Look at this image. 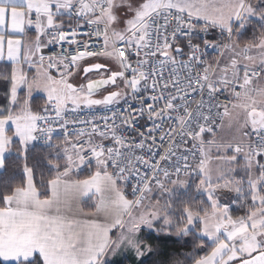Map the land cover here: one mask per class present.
I'll use <instances>...</instances> for the list:
<instances>
[{"label": "snow or ice", "instance_id": "6c2138e0", "mask_svg": "<svg viewBox=\"0 0 264 264\" xmlns=\"http://www.w3.org/2000/svg\"><path fill=\"white\" fill-rule=\"evenodd\" d=\"M63 17L95 26L84 35L102 40V47L87 50L90 45L85 42L82 46L86 51L77 54H40L48 45L63 48L64 43H78L76 28L69 25L71 30L63 31ZM121 20L124 27L118 28ZM249 26H254V34L258 26L261 34L241 47L238 40ZM26 27L36 33L28 46L15 38ZM209 29H218L227 40L203 41L205 48L217 50L221 57L228 54L223 64L219 59L215 64L203 61L200 44L192 43L194 36ZM44 36H49L46 43H42ZM181 37H188L186 60L177 59L184 55ZM86 57H103L115 64L116 70L94 63L83 68L85 76L91 72L107 75L76 86L70 79ZM0 61L11 62L9 107L0 110V168L5 166V153L13 137L18 138L21 155L40 137L48 147L60 148L51 143L56 131L53 125L60 122L65 142L62 154L57 152L55 157L64 160L63 170L59 163L49 161L55 176L42 185L48 191L37 188L33 169L25 163L24 182L0 192V264H109V253L116 255L121 249L131 250L140 258L152 248L142 245L137 234L142 226L151 230L154 222L161 220L159 231L174 227L177 236H187L198 229L199 247H204L205 239L210 242L211 251L194 258L193 264H264V84L260 83L264 79V0H0ZM25 64L35 71L31 79L24 71ZM180 70H186L183 77ZM107 86L117 90L108 91L102 99L93 98L97 90ZM21 87L27 89L29 98L33 91L46 94L43 115L32 111L29 99L20 104ZM129 90L140 101V107L132 111L144 116L146 110L147 119L153 122L169 120L167 132L162 123H154L147 136L138 132L136 143L119 131L116 113L102 118L103 129L92 121L65 119L69 111L75 112L81 105L91 108L118 103ZM148 91L156 95H138ZM193 94L200 96L194 110L188 103ZM220 96H225L226 102H221ZM146 99L153 103H145ZM50 109L54 119L48 115ZM225 119L228 127L234 128L232 139L225 143L206 141L205 135L215 137L216 128L223 127ZM136 120L129 112L121 117V126L135 130ZM10 122L14 125L12 135H8ZM76 122L92 124V128L77 130L72 142L67 125ZM158 129L159 145L153 135ZM105 140L111 144L105 145ZM189 142L191 147L186 151L193 160L199 157L198 163L190 164L189 155L182 154L169 167L161 165L162 161H172L177 155L175 149ZM213 148L217 152L214 157L210 155ZM137 149L146 155H137ZM241 157L245 176L237 179L234 174ZM212 159L224 166L215 175L209 167ZM93 163L96 170L88 178H71ZM137 165H142L143 171ZM182 171L186 177L199 179L196 191L207 195L209 207L193 210L185 205L180 223L174 224V189L188 187V181L180 179ZM174 175L176 179H172ZM129 177L136 178L130 185L131 200L123 190L129 186ZM154 192L166 197L163 204ZM218 192L235 196L230 203H222ZM84 198L95 199L103 222L80 219L73 213L74 204ZM145 201L149 203L145 205ZM232 205L246 211L233 216ZM134 208L145 210L133 215ZM76 211L83 212L79 208ZM113 229L120 230L116 239L110 236Z\"/></svg>", "mask_w": 264, "mask_h": 264}, {"label": "trees", "instance_id": "16d2710c", "mask_svg": "<svg viewBox=\"0 0 264 264\" xmlns=\"http://www.w3.org/2000/svg\"><path fill=\"white\" fill-rule=\"evenodd\" d=\"M253 27L249 26L244 36L239 38L238 42L240 46L243 47L246 43L259 37L261 30L258 26H255L254 34ZM19 100L20 102L25 100L23 91L19 94ZM45 104V100L41 97H35L30 101V107L33 112L39 113ZM8 135H12V130L8 131ZM55 142V145H60L61 147L50 148L33 145L27 148L23 155H21V146L18 141L14 140L10 146L11 154L6 157L3 172L0 173V192H7L12 187L19 186L24 182L23 168L25 163L33 169V178L37 188L41 192L48 191L42 185H46L47 181L53 178L49 161H53L54 156L62 148V141L60 139H56ZM94 171L95 169L92 166L85 167L82 171L78 172L79 174L74 176V179H86ZM185 205L192 207L193 210L209 207L204 196L197 194L195 187L190 186L186 192L178 193L173 199L171 212L174 224L180 223L179 217ZM88 206L89 203H84V208H88ZM245 211V208H233L231 213L233 216H239L243 215ZM197 235L198 229L197 232H190L187 236H177L174 227L170 229L168 234L156 232L142 233L143 243L151 246L152 252L147 253L140 260L134 257L116 258L110 261L109 264H193L194 258H199L211 251L210 243L206 239L204 247H199L201 240L197 239Z\"/></svg>", "mask_w": 264, "mask_h": 264}, {"label": "built area", "instance_id": "2783aa9c", "mask_svg": "<svg viewBox=\"0 0 264 264\" xmlns=\"http://www.w3.org/2000/svg\"><path fill=\"white\" fill-rule=\"evenodd\" d=\"M73 23L71 24V28H76L78 35L76 37V40L78 41L77 44H72L69 45L68 43H64L63 44V48H61L60 45L58 44H52V45H48L46 47H43L41 49V53L42 55H44L45 57L50 56V55H57V54H61L62 52H67V53H72V54H77L79 52H84L86 51L83 48V44L85 42H88L90 47L87 50H91V51H97L102 47V40H98L95 36H92L91 38H89L88 36L84 35V33H88V32H92L95 29V26L89 27L85 20H77V19H70ZM77 25H80L77 28ZM102 27V26H101ZM71 28L68 26L63 27V31H70ZM50 35V33H49ZM47 39H49V36H47ZM69 39L71 40L72 37H69ZM204 39L209 40L210 42L213 43H224L227 42L226 38H222L219 34V30L218 29H209L208 33H199V37H193L192 38V43H197L200 44L201 46V58L203 61H206L208 64H215V62L217 61V59H219L221 61V63L223 64V61L226 57V55L224 57H221L219 55V52L213 48H205L204 46ZM180 46L183 48L184 50V55L183 56H177L178 60H186L188 58V54H189V48L187 47L188 44V37H181L180 41ZM89 59H99V58H103V57H86ZM133 64L135 65V59H133ZM203 64L199 66V68L202 70L203 68ZM167 69L165 71V75H167ZM186 73V70H180V75L181 77H183ZM140 96H143L145 98L150 97V96H154L156 95L155 92H141L140 94H138ZM228 93H225V96H227ZM225 96H220V100L221 102H226L225 101ZM200 99L199 95L193 94L191 97H189L188 103L190 108H192L193 110L196 107V101H198ZM204 99L207 100V92H205L204 95ZM145 103H153V101H151L150 99H146ZM163 102H161V106H162ZM131 106V107H130ZM72 106L69 105V108H71ZM140 107V101L137 98H134L131 95V92L129 90V94L126 95V97L124 99H120L118 103L109 105L107 107L100 105V106H93L91 108H87L84 107L83 105L80 106L79 109H77L75 112H71L69 111L66 115H65V119H68L70 121H92V123L96 124L97 126H99L101 129L104 128V120L102 119L103 117H111L113 113H116V119H115V124L117 126H120L119 131L122 132L127 138L134 140V142L138 143L139 142V135L138 132L142 131L145 133V136H147L148 134V129L153 127V124H161L163 126V131L167 132L169 130V125H170V121L169 120H165L163 122L156 120V121H150L147 119V114H146V110H145V115L144 116H138V114L135 111H132L133 109L139 108ZM44 108V107H43ZM43 108L39 111V113L41 115H43ZM222 111V109H221ZM129 112H131L132 116H136L137 120L135 123V130L132 128H128L126 125L121 126V117H126L129 115ZM48 115L50 117H52L53 119L55 118V114L54 112L51 111V109L49 110ZM219 118H217V124H219ZM109 124H112L113 121L110 119L108 121ZM42 127H47L48 125H41ZM56 129V131L53 133V138L51 143L53 145H55V140L56 139H60L62 141V148L65 146V142H64V129H62L60 127V122H56L53 125ZM92 128V124L89 123H84L81 124L79 122L76 123H69L67 125V130L69 133L68 139L72 142H75L76 137L74 135V133L79 130V129H84L86 131H90ZM217 129V128H216ZM160 129H158L156 132L153 133V135H155L157 137V141L156 144L159 145L161 143V141L159 140V135H160ZM38 135V134H37ZM210 134H206L205 135V140L207 141V139L210 137ZM83 139H87V137H84ZM98 140V138H97ZM169 140L168 136H165V141L167 142ZM147 143H151L150 140L146 141ZM103 143L105 145H110L111 141L110 140H105L103 141ZM35 145L37 146H41V147H48L45 142H44V138L40 137L39 139L35 140ZM165 147L167 146V143H165L164 145ZM155 147V146H154ZM191 147V142H189L187 145H180L179 147H177L175 150L177 152V155L175 157H173L172 161L169 162H161V165L163 167H169L170 164L172 162H174L176 159L179 158L180 155L182 154H188L189 155V163L192 165H195L196 163H198L199 157H197V159L193 160L191 157L190 153H187V149ZM61 148V149H62ZM126 151V150H125ZM136 154L137 155H141V154H145L146 153H142L139 149L136 150ZM158 159V157H157ZM94 164V163H93ZM137 167L141 168V171H143V166L142 165H137ZM111 171V169H109ZM171 170V169H170ZM180 176H184L183 171L181 172ZM172 177H176L175 175ZM121 185H124V182H120ZM128 185L127 187H123V190L125 191L127 198L128 199H134V197L131 194V187L130 185L135 184L136 183V178L135 177H129L128 180Z\"/></svg>", "mask_w": 264, "mask_h": 264}, {"label": "crops", "instance_id": "0c3cea01", "mask_svg": "<svg viewBox=\"0 0 264 264\" xmlns=\"http://www.w3.org/2000/svg\"><path fill=\"white\" fill-rule=\"evenodd\" d=\"M252 2L255 3L256 0H252ZM118 15H119V13H118ZM62 19H63L64 27L65 26H68V25H71L73 23L68 17H63ZM116 26L118 28H123L124 25H123L122 20ZM35 36H36L35 29L34 28H28V27H26L25 28V32L24 33L16 34V37L15 38L20 39L25 46H28V45H30L35 40ZM47 40H48L47 39V36L42 37V43H46ZM94 63L105 64V65L108 66L109 69L116 70V69H113V66L111 65L113 63L110 62V61H108V60H106L105 58H99V59H89V58H85L84 60H82V61L79 62V66H78L77 69L74 70V73L75 74L70 79V82L73 83L76 86H79L81 84H84L85 85L86 82H88L89 79H100L101 78V75H107L106 72H102L101 74H97L95 72H91V73H89V75L87 77H84L85 74L83 72V68L89 67V66H91ZM23 68H24V71L28 74L29 79H31L34 76V74H35L34 69H29L26 64L23 65ZM10 76H11V62H8V61H0V79H3V80L6 79V80L9 81V95L11 96ZM112 90H117V89L115 87H110L109 89H107L105 91H102V92H99V93L94 94L93 95V98L94 99L95 98H101L104 95L108 94V91H112ZM22 91L24 92L25 99H29V104H30V101L33 98H35V97H41L46 102V94H44L43 92H39V91H33L31 98H29L27 96V89L25 87H21L20 89H18V100H19V94ZM125 97L126 96H123L122 99H124ZM9 100H10V98H9ZM19 102H20V100H19ZM20 104H23V102H20ZM5 108H6L5 106L0 105V110H3ZM13 110L16 111V112H18L19 109L18 108H14ZM8 128L10 130H12V132L14 131V125H12L11 122L9 123ZM13 139L16 140V141H18V138H16V137H13ZM33 145H35V141H32L30 144H28L27 145V148H30ZM10 154H11V151L9 149V151L5 153V157H7ZM93 166L94 165H92V167ZM3 169L4 168H0V173L3 172ZM72 179H74V178H72ZM190 186H191V182L188 181V187L187 188H189ZM196 188H197V186H195V189ZM206 200H207V195H206ZM84 203H89L88 208H84ZM77 208L82 209L83 212L82 213L77 212L76 211ZM90 209H92V210H90ZM73 213L77 216V218H80V219H97V220H99L101 222L104 221V215H103V213H97L96 212L95 199L94 198L93 199L84 198L82 201L78 202V204H74V206H73ZM84 214H87V215H84ZM126 218H127V216L124 217L125 220H126ZM162 227H163L162 220L161 221L154 222V230L155 231H151V233L156 232V233H165V234H168L169 231H170V229H168L167 232L159 231V229H161ZM119 231H120L119 229H113L112 232L110 233V236L114 239V237L116 236V234Z\"/></svg>", "mask_w": 264, "mask_h": 264}, {"label": "rangeland", "instance_id": "374dc122", "mask_svg": "<svg viewBox=\"0 0 264 264\" xmlns=\"http://www.w3.org/2000/svg\"><path fill=\"white\" fill-rule=\"evenodd\" d=\"M121 11H123V10H121ZM253 54H255V53H253ZM227 55L228 54H226V57H225L223 63L227 62ZM111 65L113 66V69H116V65L115 64H111ZM260 83L261 84H264V79H261ZM9 96L10 95H9V82H8V80H6V79L5 80L0 79V105L5 106L6 108L9 107V102H10L9 98H11V96L10 97ZM219 124H220V121H219ZM233 135H234V128H229L228 127V121H227V119H225L224 126L223 127H217L215 137L210 136L207 140L215 139L218 143H225V142L231 140L232 137H233ZM60 152L62 154V149H60ZM229 154H231V153H229ZM56 155L53 158V162L59 163L61 165V170H63L64 160L63 159L56 160L55 159ZM210 155L213 156V157L215 155H217V152H216V149L215 148L212 149ZM242 166H243V159L241 157V158H239V163L236 165L237 171L234 174L235 178H237V179L245 176V173L242 170ZM209 167L213 170V173L215 175L216 170L218 168H221V167H224V166L221 165V162L216 161L215 159H212L209 162ZM93 168L95 169V165L93 166ZM77 174H79V173L78 172L73 173V175L71 176V178H74V176H76ZM52 175L55 176V171L54 170H52ZM176 178L177 177H172V179H176ZM180 179H185L187 181H190L191 182V186H193V187H195V186H197L199 184V179L195 175L188 176V177H186V176H180ZM192 182H194V184H192ZM167 186L169 188H172L173 187L171 184H168ZM189 188H186V189L185 188H176V189H174V191H175L174 198L176 197V195L178 193H180V192H186ZM197 194H199V193L197 192ZM199 195H202V194H199ZM153 196L159 198L160 201H161V204H163L164 201H165V199H166V197H158L157 192H154L153 193ZM202 196H204V198L206 199V194H203ZM217 196H218V198L220 199V201L222 203H228V201H230L231 198L235 196V194L234 193L228 194L226 192H218L217 193ZM148 203H149L148 201H145V205H147ZM153 203H154V200H153ZM172 203H173V200H172ZM233 208H239V206L238 205H232L231 206V210ZM142 210H145V209H137V208H134L133 209V215H138L139 212L142 211ZM127 219H128V217L126 218V220ZM151 231H155V230L154 229H151L150 230V229H148L145 226H142L141 227V231L137 234V238L141 241L142 245H145V244L143 243L141 234L142 233H149ZM118 235H119V232L116 234V236L114 237V239H116ZM129 257H134L135 259L140 260L144 256L143 257H140V258H137L135 256V253L133 251L121 249L120 251H118L116 253V255H112L111 253H109V255L106 257V259L110 262V261H112V260H114L116 258H129Z\"/></svg>", "mask_w": 264, "mask_h": 264}, {"label": "water", "instance_id": "95a60500", "mask_svg": "<svg viewBox=\"0 0 264 264\" xmlns=\"http://www.w3.org/2000/svg\"><path fill=\"white\" fill-rule=\"evenodd\" d=\"M89 75V73L87 74V76ZM87 76H85L84 75V77H87ZM86 84H87V82H86ZM85 84V85H86ZM110 87H115V86H107L106 88H103V89H99V90H97L94 94H96V93H99V92H102V91H105V90H107V89H109ZM107 95V94H106ZM105 96V95H104ZM123 97V96H122ZM122 97L120 98V99H122ZM103 97H101V98H95V99H102ZM119 99V100H120ZM98 106H100V105H98Z\"/></svg>", "mask_w": 264, "mask_h": 264}]
</instances>
